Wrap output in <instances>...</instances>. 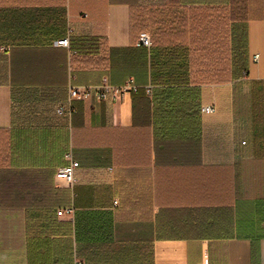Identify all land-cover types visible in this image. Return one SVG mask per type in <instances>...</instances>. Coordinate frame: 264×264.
<instances>
[{"label":"crops","instance_id":"0c3cea01","mask_svg":"<svg viewBox=\"0 0 264 264\" xmlns=\"http://www.w3.org/2000/svg\"><path fill=\"white\" fill-rule=\"evenodd\" d=\"M105 76L141 88L57 113ZM34 258L264 264V0H0V264Z\"/></svg>","mask_w":264,"mask_h":264},{"label":"built area","instance_id":"2783aa9c","mask_svg":"<svg viewBox=\"0 0 264 264\" xmlns=\"http://www.w3.org/2000/svg\"><path fill=\"white\" fill-rule=\"evenodd\" d=\"M58 44L63 47H69L68 38H63L58 41ZM138 47L149 48L151 46L150 36L147 32H141L137 41ZM259 56L255 55L254 59H257ZM141 86H139L133 77L127 78L121 84H113L109 81L108 77H103L98 84L95 85H69L67 88V102L64 106L57 108L58 114H64L70 108V103L72 101H85L88 99H95L96 101H110L114 102L122 99L123 97L131 94H135L139 91ZM147 93L149 88H146ZM215 108L213 105L202 106L201 111L203 113H212ZM68 163L65 166L58 168L55 172V180L59 184L66 186H72L75 182V169L78 167V162L72 160L70 155H67ZM117 203V201H114ZM71 210H66L65 212L70 213ZM64 211L61 210L58 212L59 215L63 214Z\"/></svg>","mask_w":264,"mask_h":264},{"label":"trees","instance_id":"16d2710c","mask_svg":"<svg viewBox=\"0 0 264 264\" xmlns=\"http://www.w3.org/2000/svg\"><path fill=\"white\" fill-rule=\"evenodd\" d=\"M130 32L136 33L138 37H139V34L141 32H146L142 10L136 9L133 13H131V16H130ZM150 40H151V48L154 49V46H155L154 42L155 41L152 39L151 36H150ZM34 264H35V258H34Z\"/></svg>","mask_w":264,"mask_h":264}]
</instances>
